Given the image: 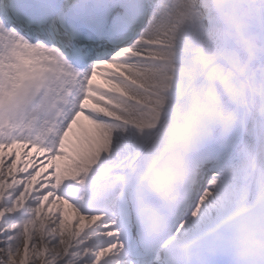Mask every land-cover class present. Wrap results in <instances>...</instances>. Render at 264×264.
Segmentation results:
<instances>
[{
  "label": "snow or ice",
  "instance_id": "1",
  "mask_svg": "<svg viewBox=\"0 0 264 264\" xmlns=\"http://www.w3.org/2000/svg\"><path fill=\"white\" fill-rule=\"evenodd\" d=\"M247 212L264 0H0V264H212Z\"/></svg>",
  "mask_w": 264,
  "mask_h": 264
},
{
  "label": "clouds",
  "instance_id": "2",
  "mask_svg": "<svg viewBox=\"0 0 264 264\" xmlns=\"http://www.w3.org/2000/svg\"><path fill=\"white\" fill-rule=\"evenodd\" d=\"M247 164L241 159V167ZM198 248L213 257L224 256L228 264H264V221L252 212L234 216L205 232L203 238L186 240L176 255L186 262Z\"/></svg>",
  "mask_w": 264,
  "mask_h": 264
}]
</instances>
